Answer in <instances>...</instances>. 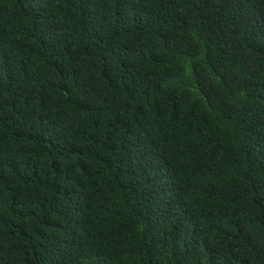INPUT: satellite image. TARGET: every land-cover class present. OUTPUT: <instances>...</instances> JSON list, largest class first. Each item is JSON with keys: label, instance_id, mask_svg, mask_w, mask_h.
Listing matches in <instances>:
<instances>
[{"label": "trees", "instance_id": "16d2710c", "mask_svg": "<svg viewBox=\"0 0 264 264\" xmlns=\"http://www.w3.org/2000/svg\"><path fill=\"white\" fill-rule=\"evenodd\" d=\"M0 264H264V0H0Z\"/></svg>", "mask_w": 264, "mask_h": 264}]
</instances>
